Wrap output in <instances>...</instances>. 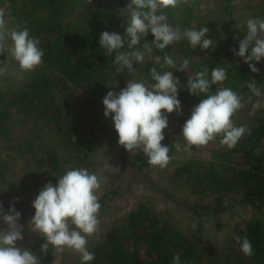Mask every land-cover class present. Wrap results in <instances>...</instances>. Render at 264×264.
Instances as JSON below:
<instances>
[{
    "label": "rangeland",
    "instance_id": "obj_1",
    "mask_svg": "<svg viewBox=\"0 0 264 264\" xmlns=\"http://www.w3.org/2000/svg\"><path fill=\"white\" fill-rule=\"evenodd\" d=\"M47 0H0V8H4L10 15L9 27H14L15 22L24 24L26 15L35 14L34 5ZM55 0L58 8H61L59 19L64 23L72 22L74 26L90 28L92 26H104L109 32H116L124 36L126 31V9L130 0ZM187 6H192L195 18L189 21L169 22L173 27L199 30L208 27L207 38L215 42V48L206 50L199 46L194 49L197 53L193 56L181 54L180 42L168 46L163 53L170 55L176 62V68L161 69L156 63L155 57H161L159 50L154 49L152 58L145 57L142 64H134L132 70L124 69L115 72L111 86L96 93L84 92L81 89L72 88L60 94L58 103L53 105L48 112L63 108L65 114L62 119L65 127L79 131L84 137L94 143L92 163L89 172L100 178L101 187L97 191L99 201L109 195V202L103 210H99V227L95 234L88 237V248L104 242L107 233L117 224H124L129 213L140 204H147L155 209L163 219L176 225L184 233L197 236L201 240V246L206 253V264H238L230 249L233 246V235L243 223L256 215L251 207H245L236 201L229 210L215 221L208 216L198 217L190 209L182 204L185 200L196 201V198L179 184L172 180L174 167L167 166L160 169L153 167L147 173L136 176L131 173H122V151L126 150L118 144V134L115 131L111 115L104 116L103 98L108 91H120V81L127 82L132 79L144 80L152 83L148 69L153 66L158 71H172L179 79L180 85L185 78L207 62L220 61L226 66L237 69L239 66L236 51L237 38L225 16L223 0H186ZM235 29L244 39L246 35V21L249 18L264 19V0H233ZM36 15L46 16L42 10H37ZM150 32L141 43L149 42ZM264 37V33L260 34ZM10 43V41H9ZM127 50V44L121 51ZM251 49H249L250 52ZM248 54V53H247ZM183 59H189L190 65L186 71H177ZM5 62L6 72L0 75V95L8 98L17 95L21 90L32 84L38 75L44 72L40 64L33 71L21 70L17 61L6 52L0 53V66ZM258 69L264 70V58L260 62L252 61ZM221 88V87H219ZM264 93V85L260 88ZM251 101H244V108L237 111L233 117L237 126L244 125L248 130L256 120L257 114L264 110V106L249 115L252 104L258 99L253 93ZM264 105V99H262ZM195 105H181V114L173 112L168 115V127L164 130L165 139L161 142L169 146L176 140L184 143L181 135L185 121L190 117ZM47 111V110H46ZM43 111L37 109L32 113H26L21 109H14L12 117L7 123V128L0 132V161L6 163L3 172L0 169V198L7 204V208L14 206L20 212L19 223L23 225L22 235L24 239L17 241V246L29 248L42 238L39 233L32 231L30 221L35 214L32 202L38 196L45 184L50 182V173L47 168H37V162L51 151H58L67 158L68 152L61 147L60 138H57L55 125L46 124L43 121ZM63 147H70L62 143ZM172 159H210L212 149H225L220 139L210 142L206 146L195 147L191 151H177L170 147ZM127 151V150H126ZM131 154L142 152L133 150ZM67 163V162H65ZM18 198V199H16ZM177 200L181 202L178 203ZM5 227L2 220L0 228ZM78 252L65 249L63 253H56L55 264H75Z\"/></svg>",
    "mask_w": 264,
    "mask_h": 264
},
{
    "label": "trees",
    "instance_id": "obj_2",
    "mask_svg": "<svg viewBox=\"0 0 264 264\" xmlns=\"http://www.w3.org/2000/svg\"><path fill=\"white\" fill-rule=\"evenodd\" d=\"M101 4L105 5V0L101 1ZM187 4L186 0H182L176 9H166L168 22L176 23L195 18L193 7ZM58 5L55 0L40 1L34 5L35 14L26 15L23 20L30 30V35L40 40V47L44 50V72L17 95H10L8 98L0 95V132L7 128L14 109L19 108L26 113L41 109L43 121L55 125L54 130L58 133L61 147L67 152L71 151L64 159L65 155L54 150L37 162V168H47L50 182L54 186L59 177L70 168H85L89 171L94 143L79 131L63 125L62 119L64 117L65 120L66 116L63 115L62 107L52 110L51 113L48 109L58 103L60 94L65 90L77 88L84 92L96 93L109 88L116 72L113 65L115 54L106 55L99 44L100 34L108 30H105L104 26L80 28L72 22L64 23L59 19L62 10ZM223 6L225 16L237 38L238 51L239 41L243 38L234 27L233 0H223ZM37 10H42L46 16L36 15ZM153 40L154 36L150 34L149 43ZM180 44L182 55L193 56L197 53L186 39H182ZM163 52H159L162 60L165 54ZM238 60L237 69L215 59L199 66L196 71L207 66L210 78L213 68L224 67L227 79L213 85L210 92L214 93L219 87H230L242 94L245 101L252 93L246 87L249 81L255 79L259 89L264 85V70L259 69L258 73H253L243 58L238 57ZM149 70L150 68V75ZM188 76L183 84L178 86V99L181 105L196 106L205 96L189 93L186 85ZM124 87L125 80H121L120 90ZM62 143L70 147H63ZM169 146L174 149L171 143ZM257 148L260 149L259 155L254 154ZM169 155L171 156L170 152ZM147 160L148 157L143 152L131 154L123 150L121 171L123 174L128 172L141 176L154 167L150 166ZM168 165L174 167L172 180L196 198L194 202H182L196 216H208L215 221L236 201L256 212L253 218L245 221L234 233L249 238L254 254L245 256L234 239L230 253L235 256L238 264H264V110L257 114L249 132L234 149H212L208 160L171 158ZM5 168L6 163L0 161L1 171ZM108 199L109 195L106 194L99 201L100 210L108 204ZM177 202L181 204L179 200ZM0 205L7 212V204L1 198ZM45 242L42 237L29 246V249L39 256L41 264H55L57 252L52 246H49L46 254L41 251V245ZM201 244L197 236L184 233L176 225L160 217L154 208L142 203L129 213L124 224L114 225L110 229L103 243L88 248L95 253V259L88 264H171L176 254L180 255L182 264H206V253ZM75 264H81L79 253Z\"/></svg>",
    "mask_w": 264,
    "mask_h": 264
},
{
    "label": "clouds",
    "instance_id": "obj_3",
    "mask_svg": "<svg viewBox=\"0 0 264 264\" xmlns=\"http://www.w3.org/2000/svg\"><path fill=\"white\" fill-rule=\"evenodd\" d=\"M91 2V0H90ZM182 0H130L124 11L127 22L124 36L116 32L104 31L100 34L99 44L105 54L112 56L117 72L133 69L134 64H142L147 56L152 58L153 50L164 51L168 46L186 39L193 49L215 48V42L207 38L208 27L199 30L173 27L168 22L166 9H176ZM9 13L0 8V53L18 62L21 70L33 71L43 63L44 50L40 40L30 35L29 28L15 22L9 27ZM245 38L239 41V50L233 53L241 57L249 65L251 72L259 69L252 61L260 62L264 58V19L249 18L246 21ZM149 32L154 40L149 43L141 41ZM10 41V43H9ZM127 44V50L121 51ZM249 49L250 52H249ZM246 53H248L246 55ZM161 69L176 68V62L168 55L155 57ZM189 59H183L177 71L189 68ZM6 72L5 62L0 66V75ZM152 83L132 79L119 92L108 91L103 98L104 116L111 115L118 144L127 151H142L150 166L164 169L170 163L169 146L162 145L165 139L164 130L168 127V115L176 112L180 115L181 102L179 95V79L172 71H158L153 66L150 70ZM227 79L224 67L216 66L211 70L207 66L188 76L187 90L192 95L204 94L198 105L194 106L190 117L185 121L181 135L184 143L176 140V150L191 151L193 146L202 147L220 138V143L229 150L234 149L239 141L249 132L246 126H237L233 117L244 108V96L230 87L217 88L210 92L213 85ZM246 87L258 98L252 104V111L262 105L264 93L252 79ZM251 101V97H248ZM260 149L254 150L259 155ZM101 187L100 178L85 168H70L59 177L54 186L51 182L44 185L32 202L35 214L30 224L32 231L39 233L46 241L41 251L47 253L52 246L57 253L71 249L80 254L81 264H88L95 259V253L89 251L88 237L95 234L99 227L98 214L101 208L97 191ZM18 199V198H16ZM21 214L14 206L7 212L0 205V220L5 227L0 228V264H41L39 256L31 249L17 246V241L24 239L23 225L19 223ZM74 226V227H73ZM233 239L240 246L245 256L254 254L252 242L248 237L234 235ZM171 264H182L176 254Z\"/></svg>",
    "mask_w": 264,
    "mask_h": 264
}]
</instances>
